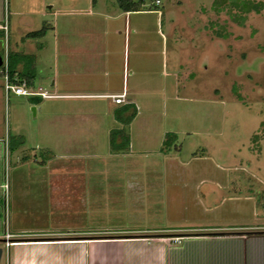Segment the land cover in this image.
Wrapping results in <instances>:
<instances>
[{"label": "crops", "instance_id": "0c3cea01", "mask_svg": "<svg viewBox=\"0 0 264 264\" xmlns=\"http://www.w3.org/2000/svg\"><path fill=\"white\" fill-rule=\"evenodd\" d=\"M13 1L15 5H10V0H0V30H4L3 24L9 29L10 15L21 11L17 3L22 0ZM73 1L81 3V0ZM158 1L155 0L156 3ZM143 4L141 0L138 9L123 10L115 0V5L104 9L100 1L89 0L85 11L90 15L84 20L83 29L78 30L75 42L71 40L66 24L62 28V39L56 37L55 25H48L49 31H53L52 36L48 35V31L36 35L35 38H40V41L34 45L28 33L35 29L26 30V37L21 38L20 45L14 40L12 50L4 46L0 48V54L4 67L5 64L7 66L8 53L12 56L11 80L14 83L25 81L24 74L33 72L29 87L35 89L38 84H43L42 89L51 94L45 98H60L68 102L69 106L61 113L69 117L76 114L84 120L82 128L76 125L78 128L73 129V125L68 123L66 130H60V135L67 142H81L87 131L99 130L101 139L108 144L110 129L123 127L129 137V145L110 155L128 158L134 153V140L152 139V135L146 133L148 129L159 135L160 150L166 148L163 150L166 153L174 151L162 157L163 161L171 164V170L152 173L156 182L145 184L147 188H144L141 181H137L144 178V172L67 171L60 166L59 170L48 172V185L53 189L51 195L59 194L62 206H71L68 209L61 207L62 213L70 211L72 214L64 215L67 221H57L49 227L31 228L15 225V215L7 212L9 183L4 168L10 148L6 138H0V264H264V190L257 187L258 184L264 185V181L260 175L251 173L250 176L255 179L252 181L243 169L242 173L221 169L208 155L179 158L174 154L179 148L175 131V75L179 79L188 69L180 63L181 67H176L175 72V57H163V49L149 37L146 21L137 14L157 8L155 5L144 8ZM48 7L52 9L53 4ZM49 12L56 14V10ZM95 12L105 17L102 38H98L100 16L92 15ZM121 43L124 45L122 55L119 54ZM48 54L49 60H45ZM34 59L41 67L44 66V73H38ZM159 63L169 70L163 69L160 73ZM39 75H43L42 78ZM122 91L125 92V100L119 103L105 95ZM25 95L34 103L35 114L37 110H43L44 105L39 106L43 96ZM95 97L107 100L85 107L73 102ZM160 102L164 107L163 113L159 108ZM129 103L134 105L135 114L125 123L117 113L121 106ZM126 113L122 111L118 114L123 116ZM104 116L109 118L108 123H102ZM157 119L166 121L167 126L153 125L157 124ZM204 119L209 120L207 117ZM207 122L211 126L210 121ZM98 138L93 133L85 140L95 142ZM24 145L23 140L16 147ZM60 156L64 163L80 158L77 154ZM190 160L198 162L197 169L175 170V163L188 165ZM77 174L86 180L71 182L70 179ZM110 177L125 180L110 184ZM65 184L79 190L73 194L76 198L79 195L75 203L69 202L70 191L63 196L60 194L59 190ZM116 186L125 190L124 196L110 198L103 192L98 193ZM105 198L122 202L128 220L95 223L87 216L84 224L72 222L73 217H82L80 213L84 210L102 208L100 205ZM54 199L50 198L51 201ZM8 201H11L10 198ZM78 201L88 203V208L79 207ZM74 208H77L75 214L71 211ZM112 210L116 208H109V212ZM133 210L152 211V217L154 212H158L162 220L146 223L144 219L143 222L137 220L132 223L129 220ZM178 216L181 218L175 219ZM61 217L60 213L56 218L59 220Z\"/></svg>", "mask_w": 264, "mask_h": 264}, {"label": "rangeland", "instance_id": "374dc122", "mask_svg": "<svg viewBox=\"0 0 264 264\" xmlns=\"http://www.w3.org/2000/svg\"><path fill=\"white\" fill-rule=\"evenodd\" d=\"M88 1L81 0L79 4H75L73 0L18 2L21 11L10 15L9 29L0 30V48L5 46L12 50L13 41L16 40L20 45L21 38L26 37L24 34L26 30H36L41 26H44L48 35L52 36L53 31H49L48 25H55L54 33L58 39H62V28L66 24L69 36L75 42L78 40V30L83 29L84 20L90 15L85 11L88 9ZM98 1L102 3L104 9H110L111 5H115V0ZM143 2L142 7L149 8L155 5L159 11L143 10L137 14L146 21L149 37L163 49V57H175V72L176 67H181L180 63L185 65L183 68L188 69L186 74L181 73L179 79L175 75V131L179 144L175 156L189 158L208 155L221 169L240 173L243 169L248 179L255 181L250 176L251 173H255L264 181V0H159L157 3L155 0H143ZM11 4L15 5V1L10 0ZM50 4H53L52 9L48 7ZM52 10H56V14L49 12ZM92 15L100 16L98 38H102L105 17L96 12ZM65 35L68 37V34ZM29 36L34 45L40 41V38H35L36 35ZM123 50L124 45L121 43L120 55ZM45 60H49V54ZM35 63L38 73H44L46 70L44 66L41 67L38 60H35ZM3 65L1 62L0 138H6L7 146L11 143L6 155L4 173L9 183L6 208L7 212L15 215V225L42 228L68 220L64 215L72 213L70 211L68 214L62 213L61 207L68 209L71 206H62L59 194L51 195L53 189L49 187L50 180L47 179L48 172L59 170L60 166L67 171L99 170L121 174L130 171L144 172L146 173L143 175L144 178L137 179L144 188H147L145 184L156 182L154 176H151L152 173L171 170V164L163 161L162 157L171 155L174 151L166 153L164 152L166 148L160 150L162 145L160 138L157 137L159 135L151 133L148 129L146 133L152 135V139L134 140V153L128 158L110 155L114 151L110 149L109 142L107 144L101 139L99 130L87 131L81 142H67L66 138L60 135V130H66L68 123L73 125V129L82 128L84 120L76 114L69 117L61 113L69 104L60 98H41L39 106L44 105V108L40 109L41 111L37 110L35 114L31 109L34 103L28 95L3 89ZM163 69L169 70L160 64L159 72ZM42 76L39 75L40 78ZM39 86L44 87L40 83L35 89ZM106 100L95 97L85 99V102L81 99L73 102L85 107ZM102 106L105 107L106 103H102ZM159 108L163 113L164 107L161 102ZM104 117L102 123L104 121L108 123L109 118ZM157 120V124L153 125L167 126L166 121ZM207 121H210L211 126ZM93 133L98 135L97 141L85 140L87 135ZM23 140L25 145L17 148L15 144ZM61 154H77L80 158L64 163ZM22 156L26 158L23 159ZM156 159L161 162L157 163ZM198 166V162L192 160L188 165L175 163V170L197 169ZM121 177H110L109 183L123 182L125 179ZM85 180L81 174L73 175L70 179L71 182L77 183ZM69 185L71 184H65L59 191L62 196L70 191L69 202L75 203L79 195L77 198L73 196L77 189H71ZM257 187L264 190V185L258 184ZM102 190L98 193L103 192L110 198L124 196L125 192L118 186L107 192L105 189ZM50 198L55 199L51 201ZM107 201L108 198L103 199L100 205L102 208L91 207V211H82L80 215L83 216L73 217L72 222L84 224L87 216L95 223L125 222L128 213L123 210L122 202ZM78 203L79 207L85 209L89 206L88 203L84 204L81 201ZM113 206L116 210L109 212V208H114ZM76 209L71 211L75 214ZM133 211L129 220L132 223L137 220L143 222L144 219L146 223L162 220L158 212H154L152 217L150 215L152 211L146 213ZM60 213L62 217L57 220L56 217ZM180 218L178 216L175 219Z\"/></svg>", "mask_w": 264, "mask_h": 264}, {"label": "trees", "instance_id": "16d2710c", "mask_svg": "<svg viewBox=\"0 0 264 264\" xmlns=\"http://www.w3.org/2000/svg\"><path fill=\"white\" fill-rule=\"evenodd\" d=\"M118 6L123 9V10H132V9H138L141 0H116ZM45 32V27L42 26L37 30L30 31L28 34L29 35H43ZM8 61H7V72L9 75L10 79H13V65H12V56L10 52L8 53ZM26 74V75H25ZM24 74L25 76V81L27 85L31 84V78L33 77V72L29 73L26 72ZM122 111H127V113L123 116H120L119 114L122 113ZM119 113V114H118ZM117 116L121 119V121L127 123L130 121V119L134 116L135 114V107L132 104H125L120 107L118 110ZM22 142V141H21ZM20 143V142H18ZM15 144V146L18 145ZM129 145V137L127 133L125 132V129L123 127H113L109 131V146L112 151H120L124 150L128 147ZM14 146V145H13ZM9 147H11V143H9Z\"/></svg>", "mask_w": 264, "mask_h": 264}, {"label": "built area", "instance_id": "2783aa9c", "mask_svg": "<svg viewBox=\"0 0 264 264\" xmlns=\"http://www.w3.org/2000/svg\"><path fill=\"white\" fill-rule=\"evenodd\" d=\"M158 1V0H156ZM2 28L6 31L7 26L6 24L2 25ZM3 76H4V83L3 87L5 91H13L15 93H20V94H39L43 97L50 96L51 94L48 93L46 90L42 89L41 86L38 87V89H33L29 87L25 81H22L21 83H14L8 75L7 72V66L5 64V67L3 68ZM106 96L111 97L115 102L119 103L125 100V92H116V93H106Z\"/></svg>", "mask_w": 264, "mask_h": 264}, {"label": "water", "instance_id": "95a60500", "mask_svg": "<svg viewBox=\"0 0 264 264\" xmlns=\"http://www.w3.org/2000/svg\"><path fill=\"white\" fill-rule=\"evenodd\" d=\"M2 62V55L0 54V63ZM31 109L33 110V112H35V106L32 105Z\"/></svg>", "mask_w": 264, "mask_h": 264}]
</instances>
